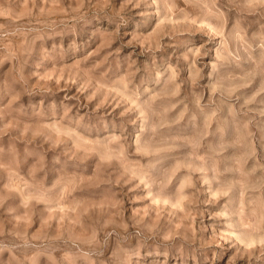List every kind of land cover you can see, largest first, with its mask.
<instances>
[{"label": "rangeland", "instance_id": "rangeland-1", "mask_svg": "<svg viewBox=\"0 0 264 264\" xmlns=\"http://www.w3.org/2000/svg\"><path fill=\"white\" fill-rule=\"evenodd\" d=\"M0 264H264V0H0Z\"/></svg>", "mask_w": 264, "mask_h": 264}]
</instances>
